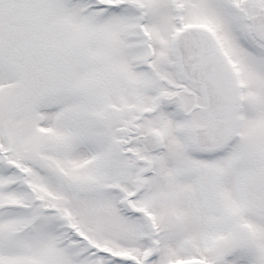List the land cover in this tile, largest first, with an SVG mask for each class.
I'll return each instance as SVG.
<instances>
[{
	"label": "snow or ice",
	"instance_id": "obj_1",
	"mask_svg": "<svg viewBox=\"0 0 264 264\" xmlns=\"http://www.w3.org/2000/svg\"><path fill=\"white\" fill-rule=\"evenodd\" d=\"M0 264H264V0H0Z\"/></svg>",
	"mask_w": 264,
	"mask_h": 264
}]
</instances>
